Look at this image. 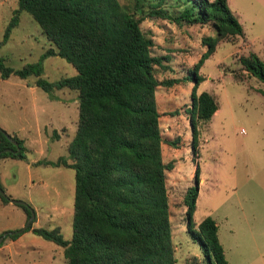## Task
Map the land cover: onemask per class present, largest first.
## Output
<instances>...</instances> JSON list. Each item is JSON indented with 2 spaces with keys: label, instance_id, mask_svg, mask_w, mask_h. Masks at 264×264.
Returning <instances> with one entry per match:
<instances>
[{
  "label": "rangeland",
  "instance_id": "374dc122",
  "mask_svg": "<svg viewBox=\"0 0 264 264\" xmlns=\"http://www.w3.org/2000/svg\"><path fill=\"white\" fill-rule=\"evenodd\" d=\"M177 3L168 0L165 7L177 14L182 8ZM227 3L244 33L233 41L219 40L198 70L203 80L196 94L213 95L219 112L208 122H197L195 148L189 122L194 82L187 77L207 49L203 40L214 38L215 32L210 24L180 25L160 18L141 23L153 40L151 54L166 56L164 68L155 65V77L159 82L174 81L157 86L155 94L163 162L173 165L166 171V185L176 264H207L186 230L184 196L195 187L194 222L197 225L206 216L216 221L229 264H264V83L243 71L239 62L250 52L264 60V0ZM16 8L17 0H0V40ZM18 18L0 47L4 64L14 70L39 61L53 47L27 12H20ZM42 64V77L51 82L76 74L59 56H49ZM35 80V76L22 79L14 74L0 77V128L21 139L26 150L25 159L0 158V174L6 176L0 185L7 196L33 209L32 227H58L69 240L75 172L46 162L67 156L77 126L78 93L62 88L49 97ZM2 204L0 199V233L19 230L27 220L24 210L17 204ZM31 232H22L20 244L11 251L0 249V264H64L60 246Z\"/></svg>",
  "mask_w": 264,
  "mask_h": 264
},
{
  "label": "trees",
  "instance_id": "16d2710c",
  "mask_svg": "<svg viewBox=\"0 0 264 264\" xmlns=\"http://www.w3.org/2000/svg\"><path fill=\"white\" fill-rule=\"evenodd\" d=\"M167 1L17 0L0 40L1 47L17 26L18 14L27 12L53 47L39 61L16 70L0 57V77L35 76V85L49 97L62 88L78 93L77 126L67 156L46 162L75 172L72 236L65 240L58 227H32V223L23 231L62 247L66 264H176L166 185V171L173 165L163 162L155 94L157 86L174 81L159 82L155 77V65L164 68L166 56L151 54L153 40L141 23L160 18L180 25L210 24L215 32L214 38L203 40L207 49L187 77L194 82L189 119L194 148L197 122H208L218 109L209 92L196 94L203 80L198 70L219 40L233 41L244 32L227 0H177L182 7L177 14L167 10ZM49 56L63 58L76 74L53 82L43 78L42 60ZM239 62L243 71L264 83V60L256 53L240 56ZM9 135L20 150L0 131V152L13 150L2 152L0 158L25 159L22 140ZM198 174L197 167L196 180ZM197 195L195 187L184 196L186 230L207 264H229L216 221L206 216L197 225L194 222ZM0 199L9 203L1 194ZM18 206L28 218V207ZM21 233H7L4 239H16Z\"/></svg>",
  "mask_w": 264,
  "mask_h": 264
},
{
  "label": "water",
  "instance_id": "95a60500",
  "mask_svg": "<svg viewBox=\"0 0 264 264\" xmlns=\"http://www.w3.org/2000/svg\"><path fill=\"white\" fill-rule=\"evenodd\" d=\"M0 131H2L5 136L12 142V144L14 146H16V151H19L20 148L18 146V142L13 139L7 132H5L3 129L0 128ZM7 151H13L12 149H5L3 151L0 152V154L2 152H7ZM0 194L5 197L6 199H8V201L10 203H13V204H17V205H23V206H26L28 207V209L30 210V216L27 218L25 224L19 229V230H16V231H10V232H5L2 236H0V244L1 242L3 241L4 237L7 235V233L9 234H15V233H20V232H23L24 230H26V228L32 223V221L35 219V212L33 211V209L28 206L25 202L21 201V200H17V199H13V198H10L6 195V193L4 192V190L2 188H0Z\"/></svg>",
  "mask_w": 264,
  "mask_h": 264
},
{
  "label": "crops",
  "instance_id": "0c3cea01",
  "mask_svg": "<svg viewBox=\"0 0 264 264\" xmlns=\"http://www.w3.org/2000/svg\"><path fill=\"white\" fill-rule=\"evenodd\" d=\"M218 109H219V107H218ZM218 109H217V111L214 113V114H216V113H218L219 111H218ZM6 158V157H5ZM8 158H10V157H8ZM10 159H15V158H10ZM2 177H4V179H6V176H4L3 175V173L2 174H0V179L2 178ZM10 203V202H9ZM2 205H5V204H2ZM32 233V232H31ZM35 235V234H34ZM37 236V235H36ZM40 237V236H39ZM21 240H22V235H20L19 237H17L16 239H10V240H6V241H4L3 243H2V245H0V249L1 250H3V251H11V247L12 246H17V245H19L20 244V242H21ZM51 242V241H50ZM62 248V247H61ZM62 253H63V248H62ZM63 262H64V264H66V260H65V258H64V256H63ZM58 264V263H57Z\"/></svg>",
  "mask_w": 264,
  "mask_h": 264
},
{
  "label": "built area",
  "instance_id": "2783aa9c",
  "mask_svg": "<svg viewBox=\"0 0 264 264\" xmlns=\"http://www.w3.org/2000/svg\"><path fill=\"white\" fill-rule=\"evenodd\" d=\"M241 132L244 133V130L242 129Z\"/></svg>",
  "mask_w": 264,
  "mask_h": 264
}]
</instances>
